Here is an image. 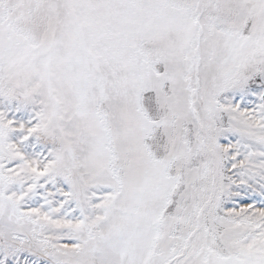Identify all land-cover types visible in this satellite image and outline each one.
<instances>
[{
  "label": "snow or ice",
  "instance_id": "snow-or-ice-1",
  "mask_svg": "<svg viewBox=\"0 0 264 264\" xmlns=\"http://www.w3.org/2000/svg\"><path fill=\"white\" fill-rule=\"evenodd\" d=\"M0 264H264V0H0Z\"/></svg>",
  "mask_w": 264,
  "mask_h": 264
}]
</instances>
